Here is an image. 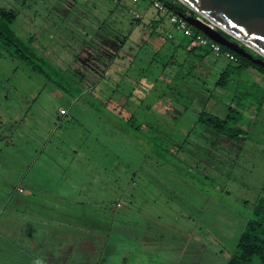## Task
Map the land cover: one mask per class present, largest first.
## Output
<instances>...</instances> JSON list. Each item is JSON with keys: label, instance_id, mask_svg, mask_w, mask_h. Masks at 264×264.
<instances>
[{"label": "rangeland", "instance_id": "1", "mask_svg": "<svg viewBox=\"0 0 264 264\" xmlns=\"http://www.w3.org/2000/svg\"><path fill=\"white\" fill-rule=\"evenodd\" d=\"M114 2L0 0L17 12L15 31L34 35V46L65 73L36 74L0 46V264H225L264 198V74H234L209 102V93L183 83L188 97L170 92L163 102L161 80L138 74L135 63L128 97L114 92L142 44L159 47L166 34L176 42L182 35L167 17L156 27L163 37L151 36L154 8L122 2L147 9L132 26ZM99 25L109 39L131 31L109 66L115 48L86 43L97 42ZM149 54L143 47L141 56ZM159 54L167 59L165 49ZM207 59L202 71L215 63L213 79L232 62L213 52ZM74 68L83 75L79 95ZM159 70L154 63L153 73ZM238 91L260 108L245 140L195 124L203 103L223 114V102ZM115 105L125 107L121 117ZM254 114L246 111V125ZM130 117L142 129L125 123Z\"/></svg>", "mask_w": 264, "mask_h": 264}, {"label": "trees", "instance_id": "2", "mask_svg": "<svg viewBox=\"0 0 264 264\" xmlns=\"http://www.w3.org/2000/svg\"><path fill=\"white\" fill-rule=\"evenodd\" d=\"M112 1V0H109ZM114 1V0H113ZM163 3V7L160 10H157V18L153 19L150 23L152 28L151 36L155 37H163L158 31H156V27L166 25L165 19L171 14H176L179 16L183 14L185 16H197V14L190 9L185 4L181 3L178 0H161ZM114 6H121V8H125L128 10V6L122 2H114ZM130 14V13H129ZM131 15V14H130ZM180 17V16H179ZM17 18V12L6 6L0 5V46L13 58L17 61L28 66L34 73L45 75L48 78H52V74L56 75L58 78H65L64 70L54 65L48 58L44 56V54L40 53L38 48L34 46V35L29 36L28 38H23L20 36L14 29V23ZM141 21L140 18H135L131 15L130 24L135 26L139 24ZM170 22V21H169ZM173 25V24H172ZM104 27V26H103ZM102 25L97 26L96 29V37L97 42L86 41L88 46L93 48L95 51H102V45L110 44L115 48L114 55L106 57L107 66L114 62V58L117 57L118 48H121L126 41L128 40L131 31H128L127 34L122 35L120 32H116L114 37L108 38L100 34L104 28ZM171 28H169L170 30ZM195 35H202V31L192 27ZM168 30V31H169ZM166 28V33H168ZM172 31V29H171ZM223 36L227 39L235 41L230 35L225 32L219 30ZM173 32V31H172ZM165 33V34H166ZM121 35V39L116 41L114 38ZM177 36V35H176ZM208 38V37H207ZM164 41L161 45L154 46L153 48L147 46L145 43L141 45L138 51L137 57L130 60L126 72L122 76L121 81L116 83V87L114 92H118L120 90H126L125 97L127 96V79L129 77V71L133 64L136 63L138 66V74H144L147 79L151 81L154 79H159L162 82L163 90L160 94L161 100L163 102H167L169 99V93L175 92V94L180 97L184 95V92L180 89L181 85L184 83L186 85H190L196 91L202 92L205 91L208 94V99L211 100L212 95L214 94L213 90L226 89L227 84L230 78L233 75H239L244 70H248L250 68H254L255 70L264 74V68L246 57H243L233 50L228 49L227 47L221 46L220 48L223 51L231 52L236 60L228 63L219 73L218 76L213 79V75L210 73V69L213 68L215 63H212V67H208V69L202 71L205 63L210 61L207 59L212 54V49L210 45H202L198 41H196L195 37L181 35L179 40L176 42L173 37H169V34H166L163 37ZM210 42H214L210 38H208ZM94 43V44H93ZM145 47L147 52L149 51V56H141V51ZM165 49L168 53L167 59L163 60V58L159 54V50ZM249 52L253 54V56L258 57L259 55L250 49L246 48ZM78 58L77 55H75ZM159 58V59H158ZM154 63H160L161 70L159 73H153V65ZM234 63V64H233ZM232 64V65H231ZM207 65V64H206ZM126 75V76H125ZM72 77L79 78L80 86L77 88V95L82 92V83H83V75L77 68H74ZM208 81L212 82V87L209 88ZM148 82V81H147ZM209 82V83H210ZM148 84V83H147ZM61 86V85H60ZM134 86V85H133ZM135 87V86H134ZM176 87H179L176 89ZM131 88H133L131 86ZM212 92V93H211ZM237 92V94L231 95L228 101L223 102L224 112L223 114H219L218 112H213L207 108L206 104L200 106L199 110H197V120L195 121L196 125L202 126L203 128L210 129L212 132L217 134L218 136H222L228 139L231 142L243 141L245 140L252 128L254 126L257 116L259 114L260 108L249 105L247 102H244L243 97L246 96L245 93ZM188 97V96H186ZM190 98V97H189ZM193 101V98H190ZM179 101V100H178ZM176 100V102H178ZM180 102V101H179ZM194 102V101H193ZM108 102H104V106L108 108ZM127 104V100H126ZM181 110L186 111L189 107L183 106L180 104ZM125 108V107H124ZM124 108L118 107L115 105L110 108L117 111L119 117H121V113ZM247 110L254 111V117L249 125L244 123V118ZM62 115V114H61ZM121 119V118H120ZM133 117L126 119L125 123H129V125L136 130L142 129V125L133 123ZM165 120V118H163ZM153 120V118H150ZM147 129H154L148 123H146ZM155 130V129H154ZM153 131V130H152ZM149 139L150 143L155 144L156 136L159 134H152ZM168 138V134L161 137V141ZM10 249V248H9ZM10 252V251H9ZM9 254V253H8ZM225 264H264V198L260 197L256 204L253 207L252 215L247 220L244 225V228L240 235L238 236L234 251L230 255L229 259L225 262Z\"/></svg>", "mask_w": 264, "mask_h": 264}, {"label": "water", "instance_id": "3", "mask_svg": "<svg viewBox=\"0 0 264 264\" xmlns=\"http://www.w3.org/2000/svg\"><path fill=\"white\" fill-rule=\"evenodd\" d=\"M197 16H179L217 44L264 68V0H178ZM230 35L227 39L219 31ZM246 48L258 54L253 56Z\"/></svg>", "mask_w": 264, "mask_h": 264}, {"label": "built area", "instance_id": "4", "mask_svg": "<svg viewBox=\"0 0 264 264\" xmlns=\"http://www.w3.org/2000/svg\"><path fill=\"white\" fill-rule=\"evenodd\" d=\"M115 2H125L129 0H114ZM136 1H142L147 3L150 7L154 8L156 11L162 9L163 3L161 0H133V2ZM128 12L135 18H140L142 16V11L140 8H137L134 5L128 6ZM169 21L171 24H173L174 28L177 29L179 32H181L183 35L195 37L196 41H198L202 45H210L213 53L217 57H225L229 60H236V57L229 51H223L220 48V45L217 44L216 42H210L209 39L205 36L202 35H195L192 26L189 25L184 19L181 17L177 16L176 14H171L169 16ZM60 112L63 114L65 113L64 109H61Z\"/></svg>", "mask_w": 264, "mask_h": 264}, {"label": "crops", "instance_id": "5", "mask_svg": "<svg viewBox=\"0 0 264 264\" xmlns=\"http://www.w3.org/2000/svg\"><path fill=\"white\" fill-rule=\"evenodd\" d=\"M126 2H127V3H131V2H133V0L125 1L124 3H126ZM147 6L150 7L149 5H147ZM145 8H146V7H145ZM146 10H147V9H144V8H143L142 11H146Z\"/></svg>", "mask_w": 264, "mask_h": 264}]
</instances>
